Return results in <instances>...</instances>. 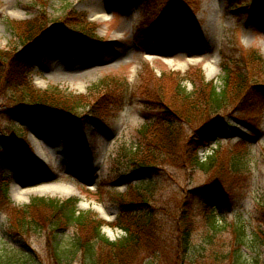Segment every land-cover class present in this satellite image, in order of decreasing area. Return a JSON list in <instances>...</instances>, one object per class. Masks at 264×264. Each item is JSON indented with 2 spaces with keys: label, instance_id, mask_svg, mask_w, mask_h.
<instances>
[{
  "label": "rangeland",
  "instance_id": "obj_1",
  "mask_svg": "<svg viewBox=\"0 0 264 264\" xmlns=\"http://www.w3.org/2000/svg\"><path fill=\"white\" fill-rule=\"evenodd\" d=\"M249 1L253 2L250 6L229 7L227 0H201L199 8L190 13L172 0L180 31L164 38L160 29H149L165 12L162 0H0V50L18 46L7 22L10 19H45L46 26L59 30L50 35L45 51L31 63L29 76L36 88L57 86L66 94L95 98L112 77L130 86L125 100L98 109L99 124L90 119L86 107L80 109L81 122L71 128L19 127L17 121L12 128L5 109L10 102L1 96L0 157L7 154V137L18 133L28 140L23 162L10 146L14 160L4 167L11 180L8 199L0 203L1 254H32L39 257L38 264H55L54 246L61 251L72 248L77 239L74 224L54 231L45 227L25 238L7 231L12 207L24 206L35 196L78 200L77 209L104 221L103 234L115 240L123 234L114 225L120 196H126L131 187H142L152 200L161 242L137 264H264L256 212L264 205V106L257 113L229 109L222 118L228 123L226 129L198 152L204 160L213 150L224 153L240 139L245 141L236 173L225 174L220 181L232 203L217 207L208 222L200 214L202 197L195 193L191 211L195 223L187 251L178 239L180 202L187 190L213 183V178L194 165L184 167L179 150L160 157L159 169L151 174L133 179L131 173L140 152L136 131L154 117L139 93L144 79L158 77L163 70L187 76L201 68L206 80L221 85L223 58L237 56L247 47L264 57V0ZM69 14H83L89 25L73 31L90 35V41L52 24L71 20ZM71 63L76 67L69 68ZM185 85L192 89L191 80ZM62 186L72 190L64 193ZM16 191L26 193L18 199ZM82 257V251H76V257L63 264H81Z\"/></svg>",
  "mask_w": 264,
  "mask_h": 264
},
{
  "label": "trees",
  "instance_id": "obj_2",
  "mask_svg": "<svg viewBox=\"0 0 264 264\" xmlns=\"http://www.w3.org/2000/svg\"><path fill=\"white\" fill-rule=\"evenodd\" d=\"M175 1L190 13L196 11L201 2ZM162 3L166 7L165 12L149 29H160L162 36L169 38L179 34L180 25L172 0H162ZM252 4L249 0H227L229 7ZM69 15L71 20L52 24L58 25L68 35L90 41V35L73 31H82V28L89 25L83 14ZM77 17L83 20H72ZM7 22L17 38L18 46L12 50H0V98L6 97L10 102L5 105V109L6 116L13 123L12 128H16L14 121L18 122L19 127L42 124L50 128L55 125L71 128L75 122H81L84 114L80 109L86 107L89 108L87 113L91 114L90 119L99 124L100 119L96 114L99 108L118 104L130 94L129 84L117 83V79L113 77L95 98L82 94H66L57 86L45 90L36 88L29 76L31 63L45 51L44 46L47 45L50 35L59 33V30L46 26L45 19L40 18L22 21L10 19ZM64 24L69 29H66ZM219 78L221 85H217L214 80H206L201 68L187 72V76H181L172 70H163L158 77L144 79L139 92L143 106L150 112L154 111V117L136 131L135 138L140 144V152L133 160V179L156 171L159 169L160 157L179 150L180 162L184 167L194 165L214 181L194 190H187L180 202V214L177 217L178 239L184 251H187L195 223L191 211L196 195L202 197L200 214L208 222H211L217 207L233 201L230 192L221 187L220 181H223L221 177H225V174L236 173V163L242 159L245 141L240 139L224 153L219 149L213 150L204 160L198 152L205 150L212 137L226 129L228 123L222 118L229 109L257 113L264 106L262 53L247 47L237 56L223 58ZM187 80L192 82L191 90L186 88ZM17 134L13 137H7L5 134L8 146H5L7 154L0 157V203L8 199L11 179L4 172V167L14 160L9 153L10 146L16 150L20 163L28 151V140L24 134L22 138ZM120 198V213L114 225L118 226L123 234L115 240L103 234L102 227L105 222L95 219L87 212L79 211L76 206L78 200L73 198L59 200L35 196L24 206L12 207L7 231L19 238H25L45 227L54 231L74 224L77 239L72 248L62 251L56 246L52 248L55 264L72 260L76 257V251H82L81 264H137L144 253H153L160 245L158 219L152 200L144 188L131 187L126 196ZM256 212L261 225L258 230L259 238L264 245V205L257 207ZM38 258L32 254L19 256L0 253V264H38Z\"/></svg>",
  "mask_w": 264,
  "mask_h": 264
},
{
  "label": "bare ground",
  "instance_id": "obj_3",
  "mask_svg": "<svg viewBox=\"0 0 264 264\" xmlns=\"http://www.w3.org/2000/svg\"><path fill=\"white\" fill-rule=\"evenodd\" d=\"M103 15H101V17H102ZM69 66V68H75L76 66L74 65V64H70V65H68ZM72 190V188L71 187H69V186H62V191L64 192V193H68V192H70ZM25 193L26 192H23V191H16V193H15V195H16V197L18 198V199H22L23 197H24V195H25ZM108 220H111V219H108ZM108 230H109V232L110 233H113V230L112 229H110V228H108Z\"/></svg>",
  "mask_w": 264,
  "mask_h": 264
}]
</instances>
